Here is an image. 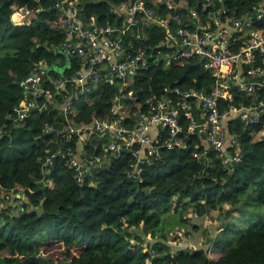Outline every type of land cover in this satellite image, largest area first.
<instances>
[{"label": "trees", "instance_id": "16d2710c", "mask_svg": "<svg viewBox=\"0 0 264 264\" xmlns=\"http://www.w3.org/2000/svg\"><path fill=\"white\" fill-rule=\"evenodd\" d=\"M57 1L0 0V264H264V114L250 125L236 114L226 122L241 155L232 169L224 168L213 154H207L204 164L205 144L197 128L180 135L181 147L160 149L158 158L144 166L141 182L127 176L131 148L115 158L105 153L95 134L91 138L97 144L96 153L108 156L82 184L74 177L70 159L53 152L60 138L43 132L45 125L63 127L57 108L18 121L17 109L26 96L21 85L35 64L46 65L52 78L67 75L78 65L75 58L68 63L57 50L65 38ZM123 1L79 0V5L86 17L112 23L115 16L109 8ZM175 1L180 6L177 11L159 7L160 13L172 15V27L186 16L185 3L200 10L204 0ZM262 2L224 0L228 8L240 12ZM24 6L42 9L28 24L14 25L13 11ZM175 19L177 23L172 22ZM254 25L264 33V21ZM145 34L147 47L159 52L161 30L153 27ZM67 63L62 73L53 69ZM213 82L214 75L191 58L172 59L168 69L156 65L139 71L128 83L142 100L162 95L165 87L208 93ZM113 87L74 102L68 116L76 124L104 118ZM251 98L232 91L219 106L221 110L229 104L251 107ZM263 98V91L254 94L255 101ZM185 117L181 110L179 122L189 132ZM46 156L53 161L49 167L43 166ZM175 197L176 205L185 209L189 204L197 206L200 214L212 210L222 214L223 226L208 248L173 252L156 239L163 214ZM224 205L230 208L224 211ZM234 212L247 214L251 224L237 238L239 230L229 222ZM141 225V233L133 230ZM143 234L152 240L145 242Z\"/></svg>", "mask_w": 264, "mask_h": 264}, {"label": "built area", "instance_id": "2783aa9c", "mask_svg": "<svg viewBox=\"0 0 264 264\" xmlns=\"http://www.w3.org/2000/svg\"><path fill=\"white\" fill-rule=\"evenodd\" d=\"M161 5L174 11L180 8L175 0H125L110 6L114 22L102 23L96 17H86L79 0H58L55 5L65 36L57 50L75 58L78 65L69 74L52 78L46 65L35 64L21 85L26 96L17 109V119L23 121L50 108L59 110L63 127L45 125L43 132L60 138L53 152L70 159L78 184L98 171L108 156L96 153L98 147L91 138L95 134L105 153L115 158L131 148L127 176L141 182L144 166L158 158L160 149L181 147L180 135L197 128L205 144L204 164L208 163L207 154H213L224 168L232 169L241 155L233 137L228 139L225 120L236 114L250 125L264 114V98L254 99L257 91L264 92V33L254 25L264 21V3L241 12L228 8L224 0H204L200 10L185 3L187 14L178 23L172 21L177 23L175 27L170 23L172 15L160 13ZM41 9L20 7L13 11L11 22L28 24ZM153 27L162 33L157 53L145 44L146 29ZM191 58L214 75L210 92L165 87L162 95L140 100L138 91L129 87V80L139 71L156 65L168 69L172 59ZM42 75H46L43 85ZM106 87L114 91L104 118L76 124L68 116L74 102ZM232 91L252 97L253 105L229 104L221 110V99L229 98ZM181 110L189 132H184L179 122ZM52 162L46 156L43 166Z\"/></svg>", "mask_w": 264, "mask_h": 264}, {"label": "rangeland", "instance_id": "374dc122", "mask_svg": "<svg viewBox=\"0 0 264 264\" xmlns=\"http://www.w3.org/2000/svg\"><path fill=\"white\" fill-rule=\"evenodd\" d=\"M67 62L69 63V57L66 56ZM55 66L53 69L59 73L64 72L68 66ZM46 75H42L43 80ZM254 195L255 191L252 190ZM252 192H250L252 194ZM18 194L13 196V199L17 198ZM10 198L12 194L9 195ZM15 202V201H12ZM252 204L251 199L249 200ZM177 197L174 198L172 205L168 211L163 214L162 225L158 229L156 239H161L166 242L170 251H176L178 249L193 250L196 248H208L211 243L210 239H213L220 230L222 214L216 211H210L204 214H200L196 211L197 206L187 205V208H183L182 205L177 206ZM238 216L230 219V223H235L238 232L234 235L237 238L238 235L245 232L249 227L248 215L238 213L232 215ZM181 217V218H180ZM142 225L139 228H133L134 231L141 233ZM144 241L152 240L149 234H143ZM145 244V243H144Z\"/></svg>", "mask_w": 264, "mask_h": 264}, {"label": "crops", "instance_id": "0c3cea01", "mask_svg": "<svg viewBox=\"0 0 264 264\" xmlns=\"http://www.w3.org/2000/svg\"><path fill=\"white\" fill-rule=\"evenodd\" d=\"M229 120H230V117L227 118V119L225 120V123L228 122ZM229 137H230V135L228 136V139H229ZM223 208H224V211H226L227 209L230 208V205H224ZM234 214H237V215H238L237 212H234L233 215H234ZM234 217H238V216H234ZM234 217H231V218H234ZM223 222H224V221H223ZM221 226H223V225H222V222H221V224H220V228H221Z\"/></svg>", "mask_w": 264, "mask_h": 264}]
</instances>
